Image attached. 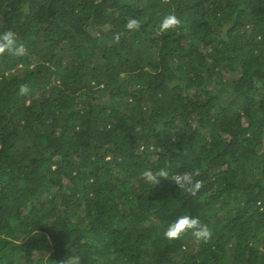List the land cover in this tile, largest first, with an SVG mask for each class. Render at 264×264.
I'll return each instance as SVG.
<instances>
[{
	"label": "trees",
	"instance_id": "1",
	"mask_svg": "<svg viewBox=\"0 0 264 264\" xmlns=\"http://www.w3.org/2000/svg\"><path fill=\"white\" fill-rule=\"evenodd\" d=\"M7 30L0 264H264V0H0ZM181 215L211 238L166 239Z\"/></svg>",
	"mask_w": 264,
	"mask_h": 264
},
{
	"label": "clouds",
	"instance_id": "2",
	"mask_svg": "<svg viewBox=\"0 0 264 264\" xmlns=\"http://www.w3.org/2000/svg\"><path fill=\"white\" fill-rule=\"evenodd\" d=\"M181 20L175 15L170 14L162 20L160 24V32L167 33L177 29L181 25ZM142 21L135 17L126 18L124 29L127 33L138 32L142 27ZM125 32H117L114 34V41L119 43L121 36ZM24 56L27 54L25 45L19 42L18 37L12 30H7L0 34V56L3 55ZM30 92L27 84L19 86L18 95L26 96ZM142 178L154 185L158 184L160 179H169V171L167 168H160L158 170L147 169L142 172ZM200 170L194 169L192 172H186L177 177L175 184L184 193L195 196L196 193L203 187V181L195 179L200 176ZM191 231L192 235L197 241L207 242L211 238V230L204 224L199 217H192L189 215H181L170 223L164 233L166 239L176 240ZM61 264H80L78 256H71L70 258L61 261Z\"/></svg>",
	"mask_w": 264,
	"mask_h": 264
}]
</instances>
